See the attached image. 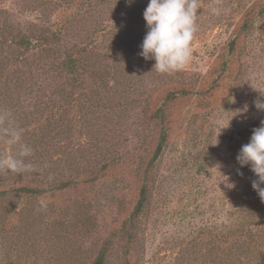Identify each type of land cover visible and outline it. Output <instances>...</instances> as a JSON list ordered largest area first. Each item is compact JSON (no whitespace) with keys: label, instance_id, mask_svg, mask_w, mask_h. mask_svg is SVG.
<instances>
[{"label":"rangeland","instance_id":"1","mask_svg":"<svg viewBox=\"0 0 264 264\" xmlns=\"http://www.w3.org/2000/svg\"><path fill=\"white\" fill-rule=\"evenodd\" d=\"M148 3L0 0V114H11L8 126L22 129L25 144L34 120L51 125L53 137L27 178L9 171L0 177L5 185L71 181L65 190L0 204L14 214L0 223V264H89L148 181V202L134 220L131 264H209L212 243L202 234H221L253 205L243 192L251 202L259 198L254 173L236 156L241 134L264 120L254 104L264 100V0H198L191 61L173 74L157 73L155 61L139 55ZM58 27L61 39L45 61L37 47L15 43L19 34L33 39ZM82 47L90 76L71 88L61 63ZM174 90L182 94L167 103L163 127L151 113ZM245 105L247 112L235 115ZM164 131L162 153L151 165ZM2 136L7 156L13 145ZM41 201L46 210H38ZM114 242L107 264H126L125 236L117 232ZM215 244L211 255L227 258L223 244ZM66 254L71 259L63 262Z\"/></svg>","mask_w":264,"mask_h":264},{"label":"trees","instance_id":"2","mask_svg":"<svg viewBox=\"0 0 264 264\" xmlns=\"http://www.w3.org/2000/svg\"><path fill=\"white\" fill-rule=\"evenodd\" d=\"M253 16L250 15V18H248L246 21H244L245 25H247L248 21L252 19ZM62 27L53 28L47 36L38 35L34 37L33 39L28 38L27 35H17L15 36V43L18 46L23 47L24 49H27L29 47H37L38 48V54L40 55L39 61H45L47 58L51 55L52 52H55L56 49L54 44H57L58 41L61 39V29ZM235 40L232 42V47L234 46ZM87 54L86 47L77 48L74 51L71 50L69 54L66 56V58L62 61L61 66L63 69L66 70V73L70 74L69 78L66 79V81L69 83L68 85L73 88V86L80 85L84 83V76L85 74H88V67L85 66L81 60L82 58ZM1 67V66H0ZM90 76V72L88 74ZM93 75V73L91 74ZM7 84L4 83V86ZM82 86V85H80ZM184 93V92H183ZM70 94V93H69ZM182 94L178 90L169 91L166 94L164 105L157 107L152 113H151V119L158 120L160 123L163 124V127H165V117L167 115L166 113V106L167 103L174 101L177 96ZM51 112H47L45 118V121L48 122L49 120V114L53 113L55 110L51 109ZM25 119V117H22ZM34 126H32V134L33 138H28L27 145H30L33 149L32 156L26 158L28 161H30L34 167H37L36 161H39L38 164H42L43 161L41 158L45 156V153L50 151V148L53 146H48L47 139H52L50 133L51 130H49L51 125L49 124H38L36 120L33 121ZM37 125H41V127H37ZM16 127V126H15ZM255 127H259L258 125L254 124L251 125L248 129H246L241 134L240 144H246L249 142L250 137L252 135V130ZM164 130V129H163ZM1 136V135H0ZM3 137V136H2ZM167 138V133L164 131V133L161 136V141L158 143L156 150L153 154V157L150 161L151 165L156 162V160L159 158V156L162 153L163 146L165 144ZM49 140V142L51 141ZM3 139L0 140V144L2 143ZM57 147V145H55ZM10 154L9 155H16L18 151L15 150L14 145L10 148ZM0 151H3L0 146ZM0 156H3L0 152ZM35 158V160H33ZM39 159V160H38ZM41 161V162H40ZM28 173L31 172H25L23 174H18L17 178H27L29 176ZM5 178L0 177V204L3 202H10L11 199L16 198V196H24V197H30L35 194H44L50 190L60 189L65 190L70 187L71 181L70 180H61L57 184L49 185L47 186H40V185H17V184H4ZM38 181V180H37ZM40 181V180H39ZM149 181L144 183L142 186L139 198L137 201V204L135 205L134 209L132 210L130 216L124 220V222L119 226L120 228L117 229V231H114L110 236L108 237L103 244L100 246L95 258L89 262V264H107V259L111 250V245H114L115 241V235L118 232V235L125 236V252L123 254V257L125 258L126 264H131V258L133 253V238L135 239L136 234L135 231V219L136 217L141 214L143 209L145 208V205L148 202L149 196H148V188H149ZM15 194V195H14ZM241 197L245 198L246 204L253 203L252 206H246L243 209L239 210L238 217L234 223H230L228 226L225 227V230L221 232V234H215L214 232H210L209 234H202L201 238L203 239V236L208 239V242H211L212 244L216 245L215 243L219 242L220 244H223L224 251L223 253L227 258L221 259L215 258L211 255L213 252L214 247H212V244L208 247L209 251L208 254L210 256L205 257L209 260V264H262L264 263V202L261 201L260 197L256 198L255 201H250V196H248V193L243 192ZM255 203H257L258 208L254 207ZM83 215V214H82ZM14 214H11L9 210L5 209L0 205V223L1 220L9 221L13 219ZM114 235V236H113ZM208 237V238H207ZM39 249L37 247L33 250V252H37ZM68 254L63 256L62 261L68 262L67 259H71V256L67 258ZM69 264V263H65ZM74 264V263H73Z\"/></svg>","mask_w":264,"mask_h":264},{"label":"clouds","instance_id":"3","mask_svg":"<svg viewBox=\"0 0 264 264\" xmlns=\"http://www.w3.org/2000/svg\"><path fill=\"white\" fill-rule=\"evenodd\" d=\"M126 2L131 4L132 0ZM198 11V0H149L143 12L147 32L139 55L145 60H154L153 69L157 73L180 72L191 61L192 43L198 31ZM211 11L214 16L221 14L219 7H213ZM261 95L264 96V93L261 92ZM254 104L256 109L264 111V100L257 99ZM245 112L247 105L235 115ZM10 117L7 112L0 114V135L5 137L7 144L18 145L19 151L16 155L0 156V172L23 174L34 171V165L26 159L32 156L33 149L22 142L23 132L19 126H8ZM236 160L241 167H250L256 177L251 181L252 188L264 202V120L252 130L249 142L242 145ZM240 174L243 175L242 172ZM46 208V203L41 201L38 210Z\"/></svg>","mask_w":264,"mask_h":264}]
</instances>
